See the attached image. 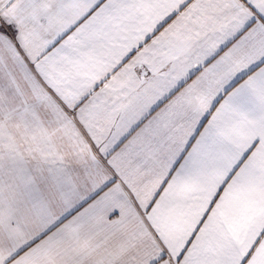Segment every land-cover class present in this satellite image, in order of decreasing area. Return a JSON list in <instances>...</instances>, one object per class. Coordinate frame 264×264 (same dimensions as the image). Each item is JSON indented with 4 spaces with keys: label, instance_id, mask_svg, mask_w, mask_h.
I'll list each match as a JSON object with an SVG mask.
<instances>
[{
    "label": "snow or ice",
    "instance_id": "6c2138e0",
    "mask_svg": "<svg viewBox=\"0 0 264 264\" xmlns=\"http://www.w3.org/2000/svg\"><path fill=\"white\" fill-rule=\"evenodd\" d=\"M0 264H264V0H0Z\"/></svg>",
    "mask_w": 264,
    "mask_h": 264
}]
</instances>
